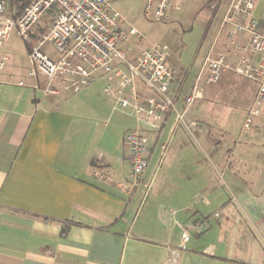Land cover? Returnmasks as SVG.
I'll return each mask as SVG.
<instances>
[{"label": "crops", "instance_id": "0c3cea01", "mask_svg": "<svg viewBox=\"0 0 264 264\" xmlns=\"http://www.w3.org/2000/svg\"><path fill=\"white\" fill-rule=\"evenodd\" d=\"M254 13L264 21V0H256ZM251 82L242 77L230 89L237 101L228 110L250 103L232 134L244 153L238 175L219 178L214 167L227 161H191L186 195L169 179L145 210L157 162L127 188V149L123 138L120 147L109 142L106 110L73 108L71 97L59 96L65 89L45 93L41 76L22 86L30 92L0 85V264H264V127L250 130L264 124V112L243 126L257 91ZM216 84L206 90L213 105L225 95L215 94ZM225 111L227 123L236 109ZM131 115L127 129L141 127ZM189 224L198 230L182 246Z\"/></svg>", "mask_w": 264, "mask_h": 264}, {"label": "built area", "instance_id": "2783aa9c", "mask_svg": "<svg viewBox=\"0 0 264 264\" xmlns=\"http://www.w3.org/2000/svg\"><path fill=\"white\" fill-rule=\"evenodd\" d=\"M181 3L182 0H145L143 13L149 21L167 20L172 13L180 11ZM255 7L256 0L227 1L214 39L184 96V107L177 112L175 122L229 71L257 86L244 128L259 113L264 102V21L255 16ZM48 13L49 23L30 41L29 33ZM11 38L31 42L23 56L28 59L26 73L33 78H44L45 93L56 94L62 89L78 92L96 77L103 76L106 83L102 91L113 97L114 105L130 108L132 114L152 129L175 106L169 46L156 42L129 57L125 45L131 38L141 40L142 35L137 29L123 25L110 0H31L17 15L7 8L5 0H0V70L8 59L4 48ZM47 42L56 54L43 50ZM16 84L25 85L22 80ZM193 124L200 125L199 117L193 118ZM123 141L130 179L127 188L131 189L148 166V143L139 126L127 129ZM192 230H198L196 224L183 228L182 246Z\"/></svg>", "mask_w": 264, "mask_h": 264}, {"label": "rangeland", "instance_id": "374dc122", "mask_svg": "<svg viewBox=\"0 0 264 264\" xmlns=\"http://www.w3.org/2000/svg\"><path fill=\"white\" fill-rule=\"evenodd\" d=\"M110 1L120 13L123 25L137 29L142 35L141 40L131 38L130 42L125 45L124 48L129 57L153 43H165L170 48L169 58L174 68L172 84L176 93L175 106L164 113V118L159 126L155 129L149 128L139 118L137 119L136 115H131L133 125L139 124L140 129L145 132L147 137L149 154L145 172L149 170L154 161L157 162L152 175L154 178L146 191L140 209L144 207L145 210L149 207L153 195H156L158 190L162 191L165 187L166 189L170 188L171 185L167 182L169 179L174 181L171 184L182 185L184 187L182 194L186 195L189 185L186 183L185 175L191 170L193 171L191 161H198L205 166L212 160L217 162H214L215 165L227 161L228 166L225 168L214 167L219 178H222L224 171L238 175L241 169L238 168V163L244 160V153L239 150L241 144L239 137L232 134H237L239 128L241 130V116L250 103L242 101L236 106L232 105L235 108H231V110L228 108L237 97V90L230 91V89L235 82L242 80L241 76L237 74L223 76L215 86V94L225 95L218 97L215 105H213L210 95H206L205 92L203 98L193 104L180 121L175 122L177 112L184 107V96L190 90L201 61L214 39L228 0H182L180 11L172 13L167 20L155 22L149 21L144 16L145 0ZM50 19V13L41 18L29 33L30 41L36 39L41 32L40 27L43 25L46 27ZM33 32L36 34L35 38L32 37ZM30 45L31 42L11 38L4 48L8 52V59L4 68L0 70V78H6L8 74H12L15 81L19 79L24 83L33 81V77L28 76L25 69L28 59L23 58ZM43 50L56 54L49 42L45 43ZM105 83V78L99 76L80 91L65 90L59 96L71 97L70 104L74 106L73 108L83 109L82 105L85 108L96 105L101 111L106 110L105 112L108 113L107 122L112 129L108 140L111 144L120 147L123 135L131 125L127 117L131 109L115 106L113 97L107 96L102 91ZM251 84L256 86L254 82ZM0 85L6 87L3 89L13 87L26 89L29 92L31 90L27 87L14 86V84L0 83ZM38 94L43 96L39 91ZM234 109H236L235 114ZM225 110L228 114H234V117L227 123L222 121V114ZM259 111L264 112V105L260 106ZM195 116L199 117L200 125L193 124ZM254 127L261 128L264 127V124L255 125L252 123L250 130ZM228 129L231 134L223 136V131H228ZM209 165L211 166L210 163ZM141 180L140 176L133 190L141 183ZM128 182H130L129 177ZM170 204L174 205L175 201Z\"/></svg>", "mask_w": 264, "mask_h": 264}, {"label": "trees", "instance_id": "16d2710c", "mask_svg": "<svg viewBox=\"0 0 264 264\" xmlns=\"http://www.w3.org/2000/svg\"><path fill=\"white\" fill-rule=\"evenodd\" d=\"M31 0H5L7 8L13 9L14 14L17 15L21 12V10L30 2ZM47 26V24H46ZM45 28V25L40 27V31ZM35 38L36 34H32Z\"/></svg>", "mask_w": 264, "mask_h": 264}]
</instances>
